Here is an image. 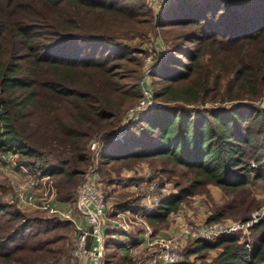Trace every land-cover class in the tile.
Segmentation results:
<instances>
[{"label":"trees","instance_id":"1","mask_svg":"<svg viewBox=\"0 0 264 264\" xmlns=\"http://www.w3.org/2000/svg\"><path fill=\"white\" fill-rule=\"evenodd\" d=\"M172 1L163 25L176 28L173 55L151 74L153 99L161 106L111 139L115 123L140 96L137 78L146 50L124 39L149 38V3L0 0V151L17 152V161L32 170L61 175L57 198L72 204L92 165L89 144L97 136L110 139L101 162L155 156L186 168V185L144 214L155 232L187 197L210 184L230 196L205 223L247 220L261 208L249 182L264 184V0ZM32 222L37 228L29 231ZM67 222L25 216L0 201V264H57L59 250L50 244ZM251 233L248 240L240 230L187 239L174 264H195V256L197 264H264V212ZM211 250L210 258L203 257ZM114 256L105 249L103 263Z\"/></svg>","mask_w":264,"mask_h":264},{"label":"built area","instance_id":"2","mask_svg":"<svg viewBox=\"0 0 264 264\" xmlns=\"http://www.w3.org/2000/svg\"><path fill=\"white\" fill-rule=\"evenodd\" d=\"M143 60V70L139 80L140 96L136 104L127 112L125 121L133 114L140 116L155 105L161 106L160 103L154 102L149 82L155 66L150 55L145 56ZM123 126L121 124L112 134V139L122 137ZM97 146L99 148L97 140H92L89 144L94 153ZM16 156L17 152L14 151H0V168H8L9 172L14 171L9 180L14 199L28 209H40L70 221L73 225L71 256L75 261H84L86 264H104V228L107 225L113 226L122 234L130 232L132 223L142 226V229L138 230L140 238L137 243L126 246L124 249L127 257H133L142 250H146V260L150 264H174L182 258L181 245L178 244L177 237L212 240L218 234L240 229L247 230L264 212V210L253 211L250 218L244 221L221 220L197 224L183 221L181 218L183 211L177 208L176 212L174 211L177 214L176 236L155 234L144 218L146 212L154 211L159 205L160 200L155 195L143 196L142 206L134 211L129 209L109 211L99 182L94 179V170L90 169L84 174L82 182L76 188L75 202L68 204L56 197L54 175L32 170L20 164ZM243 233L249 234L248 231Z\"/></svg>","mask_w":264,"mask_h":264},{"label":"rangeland","instance_id":"3","mask_svg":"<svg viewBox=\"0 0 264 264\" xmlns=\"http://www.w3.org/2000/svg\"><path fill=\"white\" fill-rule=\"evenodd\" d=\"M146 1L149 3L153 14L151 20V28H150L151 33L150 34L148 33L149 38L144 39L143 36L139 37L138 34L132 36L131 34H127L125 37L128 39H124V40H128V42H132V44L134 43L137 46L141 47L142 49L146 50L145 56L150 55L151 60L153 61L154 66L156 67L161 60H166L167 58H169L168 55H173L171 54L170 51V45L172 44L171 39L173 37V33L175 32L176 28L163 25L164 17H167V15H169L167 7L169 3H172L173 1L172 0H146ZM80 45L82 44L75 45L73 47L66 45V49L69 48L71 51H73V49L75 50L77 48H80L81 47ZM175 57L181 59L183 62H186L185 57L176 56V55ZM143 61L140 66L141 71H139L137 78V85L139 91L141 90L139 80L143 70ZM154 80L155 79L151 75L149 78V82L152 88L156 87L155 86L156 84H153ZM126 116L127 114H125V116L121 118L117 123H115L116 125L114 126L113 129H115L116 126L118 128L121 124H123L124 126L122 131L124 133L128 128V126L131 123H134L136 119H138L139 117L133 114L132 117L126 119L125 121ZM98 138L99 136L93 139L99 141V148L97 146L95 153L89 147V150L92 153V165L90 169L94 170L93 172L94 179H96L99 182V186L103 192L105 200L108 201L109 205H112L110 206L111 209L110 207H108L109 211L116 209L114 207L115 206L117 207V205L115 204L118 202L115 201H122V203H126L127 201L136 199L134 203L139 202L140 206H142L143 196L145 195H155L158 198V200H160L162 196L165 197L171 193L176 192L178 190V185L185 186L188 179L191 178V174L189 170H187L182 166L173 164L172 162L167 161L163 157L153 156V157L143 158L140 160L129 159L123 162L122 160L119 161L111 160L108 161L107 163L101 162L100 156H101L103 144L105 142H108L110 139L109 137H107L105 138L104 141V140H98ZM19 157L21 156H19L17 153L16 160ZM13 172L12 171L9 172L8 168L7 169L0 168V201H4L15 205L17 208L20 209V211L25 216H30V217L36 216L39 218L41 217L46 219H52L53 221L59 220V221L67 222V220L65 221V219L59 218L58 216L55 215H51L43 210L28 209L26 207L21 206L14 199V196L12 195L11 187L9 185V180ZM59 178H61V175L59 174L55 175L54 182H56V180ZM128 179H132V180H128ZM82 180L78 183L76 188L80 185ZM151 185L152 187H150ZM76 188L74 190V196H76V190H77ZM248 188L255 194L257 199L260 201L261 208L259 211L264 210V184L262 183V181L250 180ZM56 195H57V191H56ZM229 196L230 195H225L222 189H220L215 185H211V184L206 185L203 188H201L197 194L187 197L180 204L177 210L183 211L181 217L183 221H191L193 223L201 224L205 222L204 220L206 216L213 211L214 207L220 205V203H222ZM59 202L60 201H58V203ZM63 202H67V201H63ZM68 204H72L71 199L69 200ZM223 220L237 221L240 219L224 218ZM69 222L70 221H68L65 224L62 223L60 228L57 230L55 243L50 244L51 246L57 247L59 250V254H58L59 261L57 264H74L75 262H78L75 261L71 256L73 225L71 222L70 223ZM176 222H177V214L173 212L167 218L166 223L162 225L161 228L158 229V232L157 231L155 232L154 230L153 232L155 234L156 233L161 234L159 230L165 229L166 231H170L168 236H176L177 234ZM131 225L132 228L129 233H131L133 230L138 231L142 229V226L139 225L138 223H132ZM149 226L151 225L149 224ZM36 228H37V224L32 222L30 223L28 230L34 231ZM240 231H241L240 236L242 238H246L247 240L248 238L251 239L252 233L250 235L249 234L245 235V233H243L246 231L249 232V228H247V230L240 229ZM186 240L187 239L177 237L178 244L181 245V247L185 244ZM125 248L126 247H124V249ZM109 249H111V252L113 251V253H115V256L113 259L109 261L106 260V264H131V262H133V264H150L146 260V256H147L146 250H142L133 257H127L125 253L121 255L119 251L115 252V248L113 247L108 248V250ZM124 249L123 252L125 251ZM213 254L214 251L211 250L208 253H205L203 257L210 258V256ZM194 259L195 260L193 261V263L195 264L201 261L200 258H196V256Z\"/></svg>","mask_w":264,"mask_h":264},{"label":"crops","instance_id":"4","mask_svg":"<svg viewBox=\"0 0 264 264\" xmlns=\"http://www.w3.org/2000/svg\"><path fill=\"white\" fill-rule=\"evenodd\" d=\"M128 180H132V179H128ZM133 201V200H131ZM107 202V206L110 207L112 205H109L108 201ZM118 202L115 205H117V207L124 203H122V201H115ZM60 204V203H59ZM62 204V203H61ZM127 204V202L125 203ZM128 209L131 211L136 210L137 208L141 207L139 202H130ZM116 208V206L114 207ZM111 209V207H110ZM113 209V208H112ZM161 234H165V235H169L170 231H166L165 229H160L159 231ZM104 235H105V240H107V248L106 252L108 250V248H115V252L119 251L122 254L125 253V251L123 252L124 247L132 245L137 243L138 238H140V232H138L137 230H133L131 233L128 234H122L120 233L116 228H114L113 226H109L107 225L104 228ZM108 251H111V249H109ZM135 263V262H134ZM74 264H86V262L81 261V262H75ZM131 264H133V262H131Z\"/></svg>","mask_w":264,"mask_h":264}]
</instances>
